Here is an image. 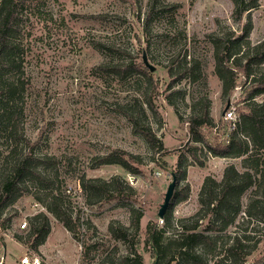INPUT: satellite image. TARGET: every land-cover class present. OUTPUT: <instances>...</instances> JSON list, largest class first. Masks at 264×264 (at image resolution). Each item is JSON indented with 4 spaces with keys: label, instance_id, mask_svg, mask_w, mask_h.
<instances>
[{
    "label": "rangeland",
    "instance_id": "374dc122",
    "mask_svg": "<svg viewBox=\"0 0 264 264\" xmlns=\"http://www.w3.org/2000/svg\"><path fill=\"white\" fill-rule=\"evenodd\" d=\"M45 10L50 14L48 20L31 18L27 23L30 35L23 63L20 132L36 142L34 154L55 159L44 173L52 181L51 191L62 218H69L74 226L76 239L62 220L46 209L48 191L26 180L21 184L25 191L1 217L16 212L10 226L0 231V254L5 255L6 264H18L24 255L37 256L46 264H133L125 257L133 258L134 252L142 264H153L146 231L148 224L162 225L157 212L171 173L176 185L165 237L177 240L187 233L182 226L189 227L197 220L196 231L215 238L214 246L191 245L206 264L219 262L236 240L243 248L233 250L240 256L238 264L262 260L264 179L258 170L264 168V149L246 141V153L221 158L207 146L228 139L230 132L222 119L227 104L240 120L248 111L243 103L249 79L239 75L233 91L223 92L215 72L216 44L236 37L244 27L242 52L251 57L264 41V0L245 12L240 23L233 20L231 0H46ZM143 54L154 68L147 69L148 75L136 71L138 65L144 66ZM125 65H130L126 77L110 71ZM189 68L194 75L188 74ZM249 70L251 77L264 72V61L253 59ZM250 104L259 113L264 94L255 96ZM205 117L209 123L199 127L201 134L190 133L188 120ZM130 119L149 127L163 152L157 153ZM12 144L1 130L0 157ZM117 151L137 158L132 165L134 173L115 164H98L99 158ZM180 156L183 175L178 176ZM255 159L260 163L257 170ZM230 165L240 174L248 172L254 184L241 194L238 214L221 230H210L212 222L219 227L225 220L205 213L199 193L206 178L220 182ZM113 178L121 187L119 197H111L108 190L113 186L95 196L87 185L92 180L110 182ZM252 201H257V206L248 208ZM132 209L143 212L138 232L131 225ZM37 215L47 218L50 230L34 250L25 242ZM22 221L26 229L20 231ZM110 223L127 229L126 241L112 237ZM160 264L188 263L172 246Z\"/></svg>",
    "mask_w": 264,
    "mask_h": 264
},
{
    "label": "trees",
    "instance_id": "16d2710c",
    "mask_svg": "<svg viewBox=\"0 0 264 264\" xmlns=\"http://www.w3.org/2000/svg\"><path fill=\"white\" fill-rule=\"evenodd\" d=\"M233 3L232 17L234 22L240 23L243 14L248 10L257 6L258 0H231ZM46 0H0V131L6 132L8 138L12 140L10 145L0 157V227L1 231L7 229L12 219L16 216V212L11 210L4 218V211L13 205L18 197L21 196L25 188L21 184L30 180L35 182L41 189L48 191L50 203L46 207L48 212L56 218H60L64 227L69 231L73 238L76 239L74 226L70 225L69 218L63 219L61 209L56 196L51 191L52 181L44 173V168L55 163V159L46 155H36L33 153V148L36 142H31L21 132V121L23 119V103L22 97L24 92V68L25 51L29 46V27L27 23L31 18L46 21L50 14L45 10ZM246 36V28L242 27L240 33L236 37L224 39L219 46L216 44V75L222 82L224 93H231L236 87V80L241 75L245 81L249 79L246 98L244 99L245 109L248 110L241 115V120L238 118L236 129L228 135L226 143L208 144V150L214 155L221 158L238 157L246 153L250 141L254 148L264 149V104H261L256 113V108L251 107L252 99L260 94H264V72L259 75L250 73V65L253 59H257V63L264 61V41L259 46L254 48L252 56L242 52L241 42ZM27 46V47H26ZM26 47V48H25ZM142 66V65H141ZM138 65L136 71L143 75H148L147 67ZM149 70V69H148ZM111 73L122 77H126L130 73V65L110 68ZM192 68H189L188 74H193ZM246 83V82H245ZM138 133H140L149 143V145L158 151L163 152L164 148L161 143L155 138L149 127L139 126L135 119H130ZM190 133L199 132V127L209 123L207 117L203 119H189ZM247 137H243L242 134ZM207 145V144H206ZM116 154H108L98 159V164H115L123 168L128 173H134L132 165L137 163V158L131 154L122 151L115 152ZM182 156L179 157L176 173L178 176L183 175L180 171L182 164ZM260 166L259 160H253V167L258 169ZM260 171V176L264 179V168ZM113 178L110 182L100 180H92L87 185L92 187L94 195H102L106 192L107 186H113L112 190H108L113 197H119L121 188ZM111 183V184H110ZM251 176L248 172L240 174L233 165L228 166L223 173L222 180L216 182L210 178H206L202 184L199 193L200 205L205 207V213H211L215 220L222 218L225 220L222 226H215L214 222L209 225L210 230H221L227 225L240 210L239 198L243 191L253 185ZM84 186V185H83ZM128 191L131 188L125 187ZM264 191V188H263ZM173 200V198H172ZM170 207L162 218V225L158 226L157 222L148 224L146 242L157 255L156 264H160V260L168 254L172 246L178 250L180 259L188 264H206L202 261L201 255L197 254L191 245L214 246L215 238L201 231H196L198 227L197 220L189 227L182 226L185 231L180 238L169 239L165 237L167 229H169L172 214L171 203ZM257 201H252L248 204V208L257 206ZM248 215L249 212L247 210ZM143 216L141 210H131V225L135 232L139 230V221ZM31 233L25 243H31L32 249L36 250L41 245L49 233V225L47 218L44 215L35 216L30 223ZM108 231L113 238L121 241L127 239V229L122 226H113L109 224ZM15 240L21 241V238L14 236ZM235 245L227 249L226 256H223L215 264H227L228 260H234V264H238L239 255L233 250L239 252L243 249L238 240ZM87 249V248H86ZM89 248L87 250V253ZM131 253V252H130ZM133 258L126 256V260H132L133 264H142L141 257L137 253L131 254ZM256 264H264V258Z\"/></svg>",
    "mask_w": 264,
    "mask_h": 264
},
{
    "label": "built area",
    "instance_id": "2783aa9c",
    "mask_svg": "<svg viewBox=\"0 0 264 264\" xmlns=\"http://www.w3.org/2000/svg\"><path fill=\"white\" fill-rule=\"evenodd\" d=\"M222 119L227 124V130L229 132H232L236 129V126L238 124V117H235L234 111L231 107H228L224 112ZM20 231H23L26 229V222L22 221L21 224L18 226ZM1 231V227H0ZM0 264H6L5 255L0 254ZM18 264H46L42 260H40L37 256L28 257L27 255H24L23 257L19 258Z\"/></svg>",
    "mask_w": 264,
    "mask_h": 264
},
{
    "label": "water",
    "instance_id": "95a60500",
    "mask_svg": "<svg viewBox=\"0 0 264 264\" xmlns=\"http://www.w3.org/2000/svg\"><path fill=\"white\" fill-rule=\"evenodd\" d=\"M142 61H143L144 66H146L150 71H153V69H154L153 66H151L147 62L144 54L142 55ZM227 108H228V104H227L225 109H227ZM175 185H176V176L174 173H171V182L167 186L166 192L164 194L163 202L160 204V207H159L158 212H157V217L160 219L163 218L164 214L168 210L171 199L173 197ZM156 261H157V255L154 254L153 264H156Z\"/></svg>",
    "mask_w": 264,
    "mask_h": 264
},
{
    "label": "crops",
    "instance_id": "0c3cea01",
    "mask_svg": "<svg viewBox=\"0 0 264 264\" xmlns=\"http://www.w3.org/2000/svg\"><path fill=\"white\" fill-rule=\"evenodd\" d=\"M2 247L5 249L4 245Z\"/></svg>",
    "mask_w": 264,
    "mask_h": 264
}]
</instances>
